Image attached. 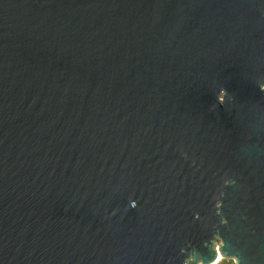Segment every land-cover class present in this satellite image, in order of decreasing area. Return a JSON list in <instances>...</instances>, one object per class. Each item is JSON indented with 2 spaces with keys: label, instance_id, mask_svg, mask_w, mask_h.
<instances>
[{
  "label": "water",
  "instance_id": "water-1",
  "mask_svg": "<svg viewBox=\"0 0 264 264\" xmlns=\"http://www.w3.org/2000/svg\"><path fill=\"white\" fill-rule=\"evenodd\" d=\"M262 86L264 0H0V264H264Z\"/></svg>",
  "mask_w": 264,
  "mask_h": 264
},
{
  "label": "rangeland",
  "instance_id": "rangeland-1",
  "mask_svg": "<svg viewBox=\"0 0 264 264\" xmlns=\"http://www.w3.org/2000/svg\"><path fill=\"white\" fill-rule=\"evenodd\" d=\"M220 244H221V241L220 240H218V242L215 241V243H214L215 249H217L218 248L217 246H220ZM198 264H201V262H199ZM217 264H237V263H236L235 258H229V257L222 256V259Z\"/></svg>",
  "mask_w": 264,
  "mask_h": 264
},
{
  "label": "bare ground",
  "instance_id": "bare-ground-1",
  "mask_svg": "<svg viewBox=\"0 0 264 264\" xmlns=\"http://www.w3.org/2000/svg\"><path fill=\"white\" fill-rule=\"evenodd\" d=\"M217 254H218V256L216 257L215 261H213L210 264H217L222 259V255H221V252L219 250H217Z\"/></svg>",
  "mask_w": 264,
  "mask_h": 264
},
{
  "label": "clouds",
  "instance_id": "clouds-1",
  "mask_svg": "<svg viewBox=\"0 0 264 264\" xmlns=\"http://www.w3.org/2000/svg\"><path fill=\"white\" fill-rule=\"evenodd\" d=\"M261 90L264 91V86H262ZM222 92H223V90H221V93H222ZM217 101H218L219 103H222V102H223L222 97H221L220 94H219L218 97H217ZM132 206L134 207L135 205H132Z\"/></svg>",
  "mask_w": 264,
  "mask_h": 264
}]
</instances>
